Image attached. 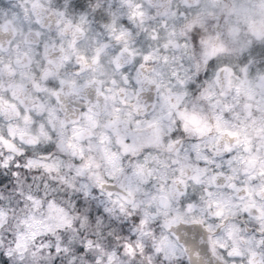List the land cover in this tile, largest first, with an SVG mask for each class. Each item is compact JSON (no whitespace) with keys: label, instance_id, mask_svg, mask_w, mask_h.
<instances>
[{"label":"clouds","instance_id":"9594fccd","mask_svg":"<svg viewBox=\"0 0 264 264\" xmlns=\"http://www.w3.org/2000/svg\"><path fill=\"white\" fill-rule=\"evenodd\" d=\"M0 264H264V0H0Z\"/></svg>","mask_w":264,"mask_h":264}]
</instances>
